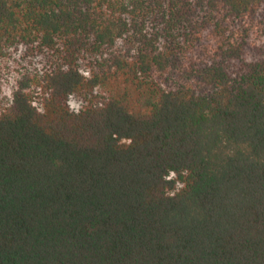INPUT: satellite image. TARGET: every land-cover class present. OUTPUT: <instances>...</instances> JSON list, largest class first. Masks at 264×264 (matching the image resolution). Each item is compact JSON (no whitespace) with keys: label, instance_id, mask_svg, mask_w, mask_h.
I'll return each instance as SVG.
<instances>
[{"label":"trees","instance_id":"16d2710c","mask_svg":"<svg viewBox=\"0 0 264 264\" xmlns=\"http://www.w3.org/2000/svg\"><path fill=\"white\" fill-rule=\"evenodd\" d=\"M0 264H264V0H0Z\"/></svg>","mask_w":264,"mask_h":264}]
</instances>
